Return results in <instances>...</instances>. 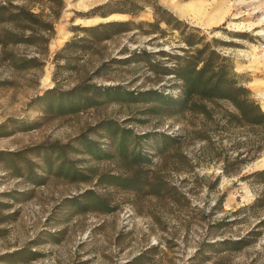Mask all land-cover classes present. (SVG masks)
<instances>
[{
  "label": "rangeland",
  "instance_id": "374dc122",
  "mask_svg": "<svg viewBox=\"0 0 264 264\" xmlns=\"http://www.w3.org/2000/svg\"><path fill=\"white\" fill-rule=\"evenodd\" d=\"M122 1L63 0L59 10L44 0H0L54 28L45 32V52L24 44L4 49L40 60V68L16 71L0 54V125L7 123L0 152H26L36 172L21 169L20 176L0 159V264H264V209L255 205L264 186L242 179L264 169L263 132L224 130L219 112L233 110L226 103L207 120L192 112L169 116L142 96L181 95V82L163 69L170 72L173 58L185 54V36L165 23L164 32L146 33L158 6L173 24L182 21L217 44L264 110V35L257 34L264 31V0H137V15L118 12L129 10ZM131 21L143 25L92 30ZM78 88L86 92L81 101L71 94ZM112 88L118 97L105 92ZM108 120L133 135L137 143L128 153L138 151L142 162L119 150L118 161L98 160L80 145L85 137L112 152L110 133L100 126ZM40 146H68L70 161L90 180L72 183L48 172L34 151ZM238 154L256 157L242 167L235 162L237 173L225 175L224 161ZM13 163L24 168L18 159ZM103 174L137 176L143 191L104 184ZM154 184L161 188L152 193ZM88 192L99 204L84 211L79 204Z\"/></svg>",
  "mask_w": 264,
  "mask_h": 264
},
{
  "label": "trees",
  "instance_id": "16d2710c",
  "mask_svg": "<svg viewBox=\"0 0 264 264\" xmlns=\"http://www.w3.org/2000/svg\"><path fill=\"white\" fill-rule=\"evenodd\" d=\"M51 5L58 6L59 10L63 9V0H44ZM137 0H125L119 4L123 7H129L128 11L124 9L118 10L121 13L137 15L139 11L134 10L137 6ZM161 14H159V12ZM156 21L154 23H145L150 30L147 34H155L158 32H164L161 29V24L165 23L173 30H178L185 36V43L187 48L183 49L185 54L183 56H175V66L170 72L167 69H163L164 75H174L176 79L181 82L179 89L181 95L178 99L172 96H166L158 92H148L143 97L148 96V99H153L154 103L160 104V109L167 108L171 114L169 116H175L178 113L185 114V112H192L196 114H202L207 120L214 119V113L216 110L213 108L219 106L221 103L229 104L233 110H221L219 117L224 122V130L229 129H241L247 128L251 132L260 131L261 143L264 144V110L253 99L250 90L240 80V76L235 72V67L231 58L222 55L217 50V44L208 42L207 38L201 34L197 28H190L182 21L174 20L170 14L161 7H156ZM169 15V17H168ZM40 15L32 13L30 10L21 6H13L12 4H0V48L3 50L0 54H4L3 60L8 61L10 66L16 71H27L42 66V62L36 58L28 59L23 55L15 52L4 51L7 47H17L21 44L34 45L38 47L40 52H45L48 45V38H46L45 32L51 34L53 32L52 24L48 22H42ZM166 16L168 18H166ZM40 24V32L37 31L36 25ZM131 24L142 26L141 24H135L134 21L127 23H107L102 24L93 31H110L116 26L127 27ZM10 26V28H7ZM27 34V32H29ZM118 32H126V30L118 29ZM147 59V63L151 65L153 71L161 73V68L152 63L150 57L151 53L143 54ZM169 56L167 53L165 54ZM171 57V56H170ZM144 58V59H145ZM94 91L100 89L93 87ZM107 94H112L118 97V89H108L105 91ZM84 89H76L72 95L76 96L81 101L85 94ZM150 95V96H149ZM47 97H51L55 100L59 98L56 94H50ZM145 99V98H144ZM159 109V108H158ZM218 113V114H219ZM110 133L112 140L113 150L112 152H106L102 150L94 141L88 138L81 137L80 145H83L87 152L95 155L98 160L103 159H116L118 161V150L122 157L132 156L135 163L143 161L141 154H137L138 151L129 152V147L134 146L135 141L133 135L122 130V128L115 121H104L100 125ZM7 123L0 125V130L6 129ZM121 131L123 133H121ZM12 133H7L5 136H9ZM205 140L211 141L206 137ZM119 147V149H118ZM264 148V146H261ZM68 146L58 147H36L34 151H38L41 158L46 162L47 171L53 173L58 177H65L72 183L87 182L90 180V176L79 168L74 167L67 154ZM243 155L238 154L234 162L229 160L224 161L223 170L225 175L233 176L237 173L238 169L243 165L252 161L256 156L249 159H242ZM6 158V165L8 169H12L15 173L22 175L21 169H25L34 174V164L27 159V153L24 151L19 152H0V159ZM18 159L23 163L24 168H19L13 163V160ZM226 159V158H225ZM148 161V160H147ZM241 166L236 167V163ZM38 176V174H35ZM243 180L252 181L258 185L264 186V169L256 170L248 175H245ZM100 181L104 184H108L115 187H120L127 190H134L137 192L143 191L144 186L137 176L124 178L118 175L103 174ZM33 184H40L37 180L32 181ZM155 193L157 189L161 188V184H154ZM157 194V193H156ZM93 192H88L84 196L85 204H79L80 207L87 211L96 207L98 198L94 197ZM4 205V204H1ZM256 206L264 209V191L263 194L256 200ZM254 205V206H255ZM7 208L9 204H5ZM239 250L240 247L235 246ZM36 257L32 260H35Z\"/></svg>",
  "mask_w": 264,
  "mask_h": 264
},
{
  "label": "bare ground",
  "instance_id": "6f19581e",
  "mask_svg": "<svg viewBox=\"0 0 264 264\" xmlns=\"http://www.w3.org/2000/svg\"><path fill=\"white\" fill-rule=\"evenodd\" d=\"M251 1H253V0H251ZM235 26V28H240V29H243V25H234ZM259 36H263L264 35V31H260L259 33H257ZM260 97H261V99H262V101H263V104H264V95H260ZM260 165H264V159L263 160H261L260 161V163H259ZM259 165V166H260Z\"/></svg>",
  "mask_w": 264,
  "mask_h": 264
},
{
  "label": "water",
  "instance_id": "95a60500",
  "mask_svg": "<svg viewBox=\"0 0 264 264\" xmlns=\"http://www.w3.org/2000/svg\"><path fill=\"white\" fill-rule=\"evenodd\" d=\"M253 165L255 166V163Z\"/></svg>",
  "mask_w": 264,
  "mask_h": 264
}]
</instances>
